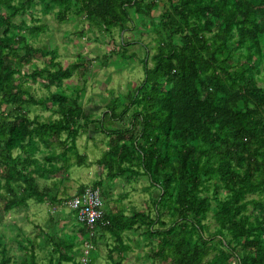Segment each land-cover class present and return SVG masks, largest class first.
<instances>
[{
	"label": "trees",
	"instance_id": "obj_1",
	"mask_svg": "<svg viewBox=\"0 0 264 264\" xmlns=\"http://www.w3.org/2000/svg\"><path fill=\"white\" fill-rule=\"evenodd\" d=\"M158 3L0 0V216L25 211L29 203H59V187L77 167H98L108 181L140 179L145 190H154L146 213L131 209L126 215L120 201L126 194L107 205L102 200L105 225L96 224L92 237L74 215L77 244L76 236L65 241L57 239L59 231L46 233L48 246L39 248L46 264H78L80 256L79 264H96L92 248L105 238L115 244H105V261L121 264L130 251L128 233L140 228L151 262L264 264V0H162L153 51L145 46L140 60L141 83L110 101L98 121L78 104L82 87L61 90L86 68V58L62 68L55 49L30 44L46 28L34 20L38 6L43 17L82 19L111 37L113 30L133 27L136 16L149 19ZM47 58L43 68H33ZM27 80L55 91L35 100ZM31 107L55 118H30ZM90 130L107 138L93 163L76 146ZM87 246L90 252L83 254L80 248ZM24 248L28 255L20 264H38L35 244ZM7 253L0 246V264L8 263Z\"/></svg>",
	"mask_w": 264,
	"mask_h": 264
},
{
	"label": "rangeland",
	"instance_id": "obj_2",
	"mask_svg": "<svg viewBox=\"0 0 264 264\" xmlns=\"http://www.w3.org/2000/svg\"><path fill=\"white\" fill-rule=\"evenodd\" d=\"M158 2L159 8L151 13L149 19L144 20L142 17L136 16L133 27L126 26L124 32H119L118 29L113 30L111 37L106 33V35L98 33L82 19L61 23L55 19L54 15L43 17L38 10L40 6L37 7L34 20H38L37 22L45 25L46 28L43 33L31 39L30 44L35 49H42L46 46L51 47V51L55 49L57 55L55 62L62 68H69L72 64L79 63L80 58H86V68L76 70L71 79L63 82L61 90L70 94L72 90L82 87L78 104L91 121L100 120L107 109L111 107L110 101L119 97L125 98L132 89L137 88L141 83L143 70L140 60L144 58L145 46L150 53L153 51L155 42L152 32L162 12V0H158ZM29 26H33V23H29ZM120 53H123L124 57L119 58ZM131 54L134 55L133 59L130 57ZM47 60L48 58L36 61L33 68H43ZM27 82L35 100H41L47 97L50 92L55 91V87H51L49 91L44 89L39 84L40 80H37L36 83H32L30 80ZM28 115L30 118L38 117L39 121L43 119L51 121L55 118L49 111L44 112L39 107H31ZM89 127L92 128L90 124ZM113 127L117 128L116 125ZM113 127L107 125L108 129H113ZM89 136L93 138L79 137L76 146L78 151L86 153L89 161L93 163L105 150L107 138L95 134L92 130L89 131ZM74 170L69 173V180L64 183L63 187H59V203L53 204L49 201L43 204L29 203V208L25 211L16 210L0 216V246L6 247V251H8L6 254L7 264H20L21 261H24L25 256L28 255L24 247L29 248L30 243H34L36 246L38 264H46L45 250L39 248L48 246L45 235L48 232L50 234L53 230L57 231L56 233L60 232L59 235H56L58 240L67 241L68 237L76 236V244L79 242L76 235L79 225L73 218V211L64 203L66 199L74 196L80 187L89 188L94 182L101 181L99 191L106 205L118 199V195L126 194L127 197L120 200L125 207L126 215L130 213L131 209L145 213L152 209L151 199L154 190H145L147 184L143 180L139 179L138 182L134 181L129 184H126L123 179L108 181L105 171L98 167L86 170L83 166ZM46 183L45 186H51V182ZM104 209H108V206L104 205ZM207 220L205 223L209 225V230L212 232L214 226L210 215ZM145 231V228H140L133 229L128 233L130 238L128 241L127 239L124 241L129 242L130 251L124 256L121 264H159L156 261L147 260L146 255L150 250L144 245L145 241L142 239V234ZM105 240L106 238L103 241L97 240V246L92 248L91 258L96 260V264L111 263L105 261L108 254L105 244L107 243L111 247H114L115 244L112 239L106 240V242ZM17 242H21V248L16 245ZM55 242L57 241L55 240ZM80 250L83 254H87L89 251L87 247H82ZM80 259L81 256L75 257V262L79 264ZM82 261L85 262V257Z\"/></svg>",
	"mask_w": 264,
	"mask_h": 264
},
{
	"label": "built area",
	"instance_id": "obj_3",
	"mask_svg": "<svg viewBox=\"0 0 264 264\" xmlns=\"http://www.w3.org/2000/svg\"><path fill=\"white\" fill-rule=\"evenodd\" d=\"M99 190L86 188L82 195L72 197L64 204L73 211L76 221L90 231L89 237L100 223L105 225L103 221V201ZM88 250L90 249L87 246Z\"/></svg>",
	"mask_w": 264,
	"mask_h": 264
}]
</instances>
